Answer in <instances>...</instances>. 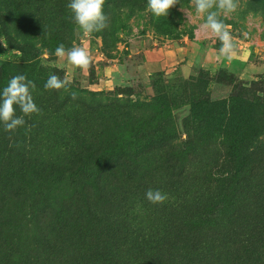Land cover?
<instances>
[{"label": "rangeland", "instance_id": "1", "mask_svg": "<svg viewBox=\"0 0 264 264\" xmlns=\"http://www.w3.org/2000/svg\"><path fill=\"white\" fill-rule=\"evenodd\" d=\"M69 3L0 0V95L24 75L40 109L14 106L25 123L13 131L0 122V264H264V0L220 15L230 60L190 0L161 17L147 0H105L108 27L88 36ZM61 43L85 47L90 67L58 58ZM52 74L67 90L44 88ZM48 156L76 157V172L24 170ZM135 171L123 209L120 195L99 199V177ZM149 189L167 198L153 204Z\"/></svg>", "mask_w": 264, "mask_h": 264}, {"label": "clouds", "instance_id": "2", "mask_svg": "<svg viewBox=\"0 0 264 264\" xmlns=\"http://www.w3.org/2000/svg\"><path fill=\"white\" fill-rule=\"evenodd\" d=\"M104 3L105 0H70L67 7L72 13L76 30L88 36L108 27V17L103 11ZM178 3L179 0H147L146 11L156 17L168 16L169 10ZM190 3L195 9V15L204 18L201 28L222 42L220 52L230 60L234 55L235 45L229 34L228 26L219 17L221 14L234 13L238 8V0H190ZM181 11L185 13L188 20L191 19V13L183 6H181ZM55 55L61 59L66 58L67 62L76 68L87 70L90 67L91 57L85 47L73 44L71 48L66 49L61 43L55 49ZM68 84L67 79H61L52 74L47 79L44 88L46 90H67ZM30 88H35V84L27 80L24 75L13 76L4 87L0 95V122L3 123L6 131H13L25 123L23 116L15 115L14 106L18 105L25 116L40 111L33 101ZM76 95L72 93V99H76ZM145 195L147 200L153 204L163 203L167 198L166 194L152 189H149Z\"/></svg>", "mask_w": 264, "mask_h": 264}, {"label": "trees", "instance_id": "3", "mask_svg": "<svg viewBox=\"0 0 264 264\" xmlns=\"http://www.w3.org/2000/svg\"><path fill=\"white\" fill-rule=\"evenodd\" d=\"M28 20V24L26 26L27 32L31 33L33 35H37V34H41L43 35L46 30H44L39 24L37 25V27L32 26L29 23V19L27 18L26 21ZM75 150L77 152V154L79 153V151H84L87 153L92 152L93 147H88L85 145H77L75 147ZM76 156V155H75ZM77 159L75 157V159H60V158H52L48 156V159H44V157H42L41 159H35L32 161H29L28 165L25 166L24 170H35L38 173L41 174H46L49 175L51 177L54 176H66V175H71L74 172H76L77 170ZM23 163V162H22ZM126 169H131V165L129 164H125ZM172 167V171H175V164L172 163L171 165ZM138 171H140V169H138ZM135 171L133 173H128L127 177H125L126 175H124V177L122 176H118V175H112L109 176L107 179H103V183H102V177H99L98 180L100 183L99 187H98V195H99V199L104 201V200H112L114 197L116 198V195H120V197L118 198V206L120 209H123V207H125L126 203H127V199L125 197V200L122 201V197H124L130 190H132L134 188V186L136 184H139V178H140V172ZM143 177H141L140 179H142ZM128 218V217H127ZM153 231H149L148 233H151ZM147 236L149 237L148 242L152 243L154 241V238L156 237L155 233H151L148 234ZM238 234V232H237ZM243 235V231H240V233L238 234V237L236 239H233L234 241L229 240V238L221 245V248L219 249V251L216 253V249L213 245L210 244H204L205 246V251L207 253V255H209L210 258H213V260H217L218 257L220 256V254L222 253V248H225L228 244V241L234 242V244H236L241 236ZM245 247V245L243 246ZM137 264V263H134ZM186 264V263H185Z\"/></svg>", "mask_w": 264, "mask_h": 264}]
</instances>
